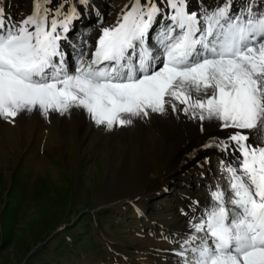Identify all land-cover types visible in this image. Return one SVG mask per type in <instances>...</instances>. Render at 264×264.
<instances>
[{"label":"snow or ice","instance_id":"obj_1","mask_svg":"<svg viewBox=\"0 0 264 264\" xmlns=\"http://www.w3.org/2000/svg\"><path fill=\"white\" fill-rule=\"evenodd\" d=\"M90 7L33 0L19 21L0 7V120L76 109L107 131L169 114L226 131L201 145L232 158L220 160L226 186L182 213L166 251L175 264H264V0H128L94 44L72 43Z\"/></svg>","mask_w":264,"mask_h":264},{"label":"rangeland","instance_id":"obj_2","mask_svg":"<svg viewBox=\"0 0 264 264\" xmlns=\"http://www.w3.org/2000/svg\"><path fill=\"white\" fill-rule=\"evenodd\" d=\"M96 24L75 22L71 40L94 44ZM73 126L72 136L54 131L26 143L7 142L0 128V264H151L149 243L177 228L170 219L179 205L206 198L208 183L221 180L218 159L210 154L199 171L188 156L154 151L149 173L135 162L122 170L123 155L102 153L98 141L80 146L76 119Z\"/></svg>","mask_w":264,"mask_h":264},{"label":"bare ground","instance_id":"obj_3","mask_svg":"<svg viewBox=\"0 0 264 264\" xmlns=\"http://www.w3.org/2000/svg\"><path fill=\"white\" fill-rule=\"evenodd\" d=\"M92 1L93 0H90L92 9L90 7L85 10V14H87V11H89V13L87 16H84L81 21L83 25H89L94 18L97 22L100 18H105L103 24H96L91 27V39L95 37L94 40H96V37L99 35V28L113 24L124 4H126L128 0L98 1L97 8ZM216 2L217 0H204V3L209 5ZM30 3H33V0H0V7L4 8L5 15L10 19L19 21L24 19L33 11V5L30 6ZM103 3L106 6L101 8ZM108 3H110L114 8L112 17H110L111 14L109 15L111 10L107 7ZM190 3L192 8L196 7V0H190ZM17 6L19 7V11L15 13L14 8ZM99 6L101 8L100 10H98ZM91 10H94L95 14L91 15ZM98 11L101 15H103V17L99 16L100 14ZM88 33L89 31L86 29L81 33V36H87ZM77 41L78 40H71L72 43ZM75 119L77 120V130L80 131L78 132L80 133L79 145L83 147L87 146L90 140L96 142L98 141L100 144L99 148L102 153L106 154L109 152L110 154H114L116 156L123 155L124 159H122L120 163L122 170L135 162L137 165L143 166L146 173H149L153 165L152 153L154 151L157 153L156 155H166V153H168L169 155H172V157H181L183 155L188 156L190 158L189 165L192 167L193 164H195L196 170L199 171L206 167L207 164L209 165V159L208 162L206 160L209 158L210 154L214 155L218 159L217 166L219 168L221 158H224L226 161H231L232 159L231 157L225 156L223 153L217 151L215 148L205 149L201 147V145L207 142L209 135L223 137L227 134L226 131H221L218 128L212 127L205 132H201L196 123L189 121L184 117L177 119L171 114L164 116L153 115L149 120L138 119L131 126L115 128L112 131H107L103 127H97L83 113L82 110L73 109L70 114H66L64 116L53 114L49 120H46L38 112H34L31 114H21L16 118L15 124H9L0 120V128L3 131L4 139L9 143L18 138L23 142L25 140L28 142L37 134L42 133L41 135L46 136V134L54 131L58 132V137L63 139V137L72 136V133L74 132L73 124ZM20 135L22 138H20ZM162 139L164 142L159 144ZM13 147H15V144H13ZM1 154L2 152L0 151V155ZM136 155H138L139 158H137ZM170 159L171 158H169V160ZM179 171L180 170H171L167 173V175L178 174ZM204 175H206V172ZM205 179L207 180V178ZM218 182L226 186V182L223 180L221 174V180L215 179L214 185L208 183L207 187L214 188ZM208 188L206 193L208 196L206 198L200 196L201 199L199 200V207L194 204L196 200L184 201L179 205L177 211L172 216V219H170L171 225L177 228L169 231L165 237L178 239L183 236L184 230L188 225V216H185L182 213L187 212L188 215L191 216L194 214V209L196 213L203 209L209 201L210 190L208 191ZM149 244H151L157 252L151 264H175L177 258L171 255L169 251H166V249L176 247V245L169 244L164 239H161L160 242L155 241L150 242Z\"/></svg>","mask_w":264,"mask_h":264}]
</instances>
